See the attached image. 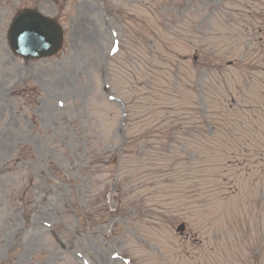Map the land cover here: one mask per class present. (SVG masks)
<instances>
[{
    "label": "rangeland",
    "instance_id": "rangeland-1",
    "mask_svg": "<svg viewBox=\"0 0 264 264\" xmlns=\"http://www.w3.org/2000/svg\"><path fill=\"white\" fill-rule=\"evenodd\" d=\"M25 3L0 0V264H212L214 260L264 264V231L254 228L264 223V212L257 219L254 213L246 216L247 205L239 195L205 209L194 194L184 197L176 188L184 204L175 207L155 183L147 185L154 175H141L143 185L130 169L124 176L127 166L139 171L142 162L136 156L150 158L156 150H168L170 170L184 167L189 155L181 146L189 135L181 130L172 134L170 126L161 123L145 142L123 143L120 105L102 91L103 85L112 84L131 104L147 92H169L168 100L181 104L185 76L187 88L188 75H215L201 66L195 72L189 68L190 63L206 66L211 61L212 51H195L201 44L221 42L233 53L245 55L246 61L252 59L248 49L255 51L254 56L264 51V33L257 30L258 17L264 18V0H69L56 9L44 3L45 14L60 16L65 49L56 60L34 64L30 75H11L17 67H4L11 55L6 32L12 8ZM123 10L137 13L140 21L125 22L118 16ZM109 21L111 28L106 27ZM144 23L148 28L143 29ZM151 29L163 45L155 42L147 49ZM117 34L127 38L122 46L140 41L141 57L126 55L127 63L116 57L109 61L107 53ZM187 34L186 46L182 40ZM173 45L159 63L166 69L177 60L175 75H162L173 86L149 90L147 85L153 86L146 79L153 77L145 73L159 58L156 53ZM177 48L186 60L183 65L174 57ZM52 69L59 73L54 75L59 81L47 96L42 83L32 78L48 84ZM222 75L225 79L231 75L228 68ZM22 84L37 87L38 105L24 107L16 97ZM251 89L235 91L237 98H244L243 108L249 106ZM57 99L65 103L64 109L55 106ZM127 124L132 135L133 121ZM237 125L238 120H229L232 131L238 129L243 137L252 133L259 137L264 129V124L256 129ZM22 157L32 167L27 172ZM240 158L244 156L229 157L234 165L241 163ZM152 164L147 159L140 172L150 171ZM198 170L211 172L208 166ZM180 224L185 225L182 235L176 233ZM210 249L212 253L203 257Z\"/></svg>",
    "mask_w": 264,
    "mask_h": 264
}]
</instances>
